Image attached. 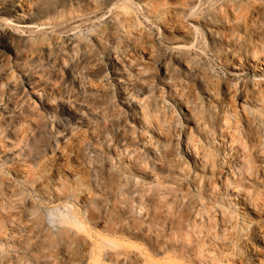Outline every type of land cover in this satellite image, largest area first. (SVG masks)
Here are the masks:
<instances>
[{"label": "rangeland", "instance_id": "obj_1", "mask_svg": "<svg viewBox=\"0 0 264 264\" xmlns=\"http://www.w3.org/2000/svg\"><path fill=\"white\" fill-rule=\"evenodd\" d=\"M90 1L0 13V264H264V0Z\"/></svg>", "mask_w": 264, "mask_h": 264}, {"label": "bare ground", "instance_id": "obj_2", "mask_svg": "<svg viewBox=\"0 0 264 264\" xmlns=\"http://www.w3.org/2000/svg\"><path fill=\"white\" fill-rule=\"evenodd\" d=\"M78 1V0H77ZM97 0H93L90 2L95 3ZM80 2V0H79ZM131 2V1H130ZM26 7H28V0H0V13L5 14L7 16V18L3 19L2 24L3 25H9L12 24V19L14 17H17L18 19L20 18V23L19 24L20 27H31L32 24H39L38 20L39 19H43L44 17V13L43 11H47V8H42V10H39L38 12H34L33 10H29ZM50 10V8H49ZM47 18V16H46ZM200 28V25L198 26H194L195 30H198ZM5 35V33L3 34ZM3 43L5 46H8L9 48L16 49L12 43L9 44L10 42V38L9 37H4L3 38ZM151 58L153 57L151 54H148ZM93 56H90L87 60L88 63H91V60ZM164 65L166 66V62H164L162 64V68L164 67ZM202 71L205 68L202 67ZM165 69V68H164ZM167 71V70H166ZM102 73V71L100 70L99 72H97V76L100 75ZM194 111V110H192ZM189 114L194 117L198 122H203V124L206 125V123L208 122V118H205L203 112L197 111L194 112V116L193 114L189 111ZM189 133L188 135H186V154L189 155V150L192 151V158H196V155L199 156L200 155V146L199 144L201 143L199 140H197L194 135H192V127H188ZM207 158V159H206ZM213 156L210 153H204L203 155H201V160L203 161L202 164L203 166H205L207 162H211L212 161ZM207 160V162H205L204 160ZM211 160V161H210ZM61 223L66 224V225H76L77 221L75 220V218H71L69 217V219H63L61 221Z\"/></svg>", "mask_w": 264, "mask_h": 264}]
</instances>
